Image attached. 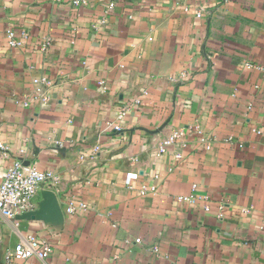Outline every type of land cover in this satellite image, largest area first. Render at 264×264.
I'll return each instance as SVG.
<instances>
[{
    "label": "crops",
    "instance_id": "0c3cea01",
    "mask_svg": "<svg viewBox=\"0 0 264 264\" xmlns=\"http://www.w3.org/2000/svg\"><path fill=\"white\" fill-rule=\"evenodd\" d=\"M0 143L59 207L0 211V264H264V0H0Z\"/></svg>",
    "mask_w": 264,
    "mask_h": 264
},
{
    "label": "built area",
    "instance_id": "2783aa9c",
    "mask_svg": "<svg viewBox=\"0 0 264 264\" xmlns=\"http://www.w3.org/2000/svg\"><path fill=\"white\" fill-rule=\"evenodd\" d=\"M73 5L78 6L86 3V0H70ZM110 7H114V3L110 4ZM8 44L11 47H21L23 42L18 38L14 30H8L7 32ZM252 66V65H251ZM35 83H46V78L35 79ZM124 114V113H123ZM117 130L119 126L115 127ZM260 133L261 131H257ZM184 134L183 131H175L171 137L162 140L158 149V156L165 154L170 146ZM232 141V137L227 139ZM206 143V148H211L212 140L209 137L202 139ZM0 149L7 151L8 147L3 143H0ZM95 150H99L97 146ZM55 174L52 171H45L40 169L36 165H30L24 163L23 159L18 158L13 161L12 165L7 169L6 175L2 181H0V211L2 214L13 220H17V217L37 209L35 199L39 193L40 188L53 181ZM131 180L128 179L127 184L132 188ZM156 187L151 188L155 191ZM148 187L143 186L141 193L145 194L148 192ZM190 201H194L196 196L193 194L189 197H184ZM209 195L205 196L208 199ZM86 203H77L74 199L69 202L66 207L68 213H75L78 208H86ZM208 210L209 207H206ZM127 243H141L142 239L137 238L135 240L127 239ZM52 252V246L46 240L40 239L34 235H29L24 240L20 241L13 248L12 252L7 255V261L12 263L14 260H29L36 259L37 262L34 264H48L46 259Z\"/></svg>",
    "mask_w": 264,
    "mask_h": 264
},
{
    "label": "water",
    "instance_id": "95a60500",
    "mask_svg": "<svg viewBox=\"0 0 264 264\" xmlns=\"http://www.w3.org/2000/svg\"><path fill=\"white\" fill-rule=\"evenodd\" d=\"M47 211H59L56 196L50 191L44 192L43 200L37 210L20 215L17 217V220L31 219L36 215L45 213Z\"/></svg>",
    "mask_w": 264,
    "mask_h": 264
}]
</instances>
